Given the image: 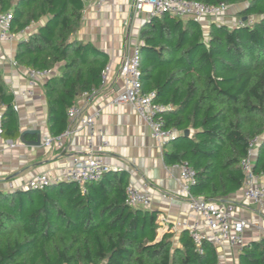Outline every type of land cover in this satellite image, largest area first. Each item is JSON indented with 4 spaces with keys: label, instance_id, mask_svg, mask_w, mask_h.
Segmentation results:
<instances>
[{
    "label": "trees",
    "instance_id": "16d2710c",
    "mask_svg": "<svg viewBox=\"0 0 264 264\" xmlns=\"http://www.w3.org/2000/svg\"><path fill=\"white\" fill-rule=\"evenodd\" d=\"M87 0H0L18 37L13 58L26 69H52L44 80L50 136L68 125L67 109L98 88L105 52L74 38ZM224 3L242 26L198 22L166 13L139 29L142 92L168 106L165 128L179 135L164 146L167 164L195 171L190 192L218 203L243 187L240 160L261 136L253 172L264 175V0H187ZM13 94L0 72L2 137H20ZM188 130V135L183 133ZM25 137V136H24ZM127 173L109 170L83 189L73 182L42 188L0 189V264H218L215 247L196 249L187 231L156 239L157 212L125 203ZM237 264H264V237L243 245Z\"/></svg>",
    "mask_w": 264,
    "mask_h": 264
},
{
    "label": "crops",
    "instance_id": "0c3cea01",
    "mask_svg": "<svg viewBox=\"0 0 264 264\" xmlns=\"http://www.w3.org/2000/svg\"><path fill=\"white\" fill-rule=\"evenodd\" d=\"M135 0H106L98 8L94 0H87L82 12L79 30L74 38L89 42L107 54V65L110 68L108 79L100 91L91 99L78 96L74 102L82 107L86 114L99 111L93 129L82 127L77 123H68L71 134L63 139L62 147L55 145L47 148L42 141L50 136L46 126V101L43 82L38 80L31 87L32 94H22L28 90L26 68L13 67L16 42L3 44L0 47L2 60L0 72L3 80L13 94V111L18 119L20 135L24 131H38L41 143L39 146L23 144L20 137L11 140L17 145L9 148L3 137L0 138V189L8 190L9 184L21 187L34 175L49 171L57 176L60 169L74 156L87 153L88 141L91 140L92 151L110 167V170H121L127 173L128 185L140 191H147L151 197L148 209L163 215L166 222L158 223L156 239L166 233H172L174 243L180 231L174 228L181 221L189 223L200 221V218L189 211L184 200L178 196L180 187L177 164L164 161L165 146H160L150 135V130L143 120L128 105H113L111 101L122 90L123 79L119 69L123 59L131 49L138 45L139 29L148 19L145 11L134 10ZM234 17L232 9L217 19L215 23L230 25ZM211 20L203 21L200 26L207 32ZM36 25L32 24L30 30ZM14 106L17 109H14ZM1 115V111H0ZM27 142L36 139L35 133H26ZM258 183L264 185V175ZM233 204L234 215L247 222L244 229V244L258 241L264 237V209L243 199L242 189L220 200V207ZM241 248V247H240ZM240 248L223 246L216 249L220 264H237L236 258Z\"/></svg>",
    "mask_w": 264,
    "mask_h": 264
},
{
    "label": "built area",
    "instance_id": "2783aa9c",
    "mask_svg": "<svg viewBox=\"0 0 264 264\" xmlns=\"http://www.w3.org/2000/svg\"><path fill=\"white\" fill-rule=\"evenodd\" d=\"M106 0H94L95 5L100 8ZM150 15L166 13L171 16L178 17L182 20L191 19L201 24L203 21H217L226 14L231 7L224 3L217 5H206L198 1L187 0H135L134 10L145 11ZM11 13H0V47L3 44L15 42L18 37L26 36L30 31V26L26 27L19 33H12ZM243 19L232 17L230 25L242 26ZM2 60L0 52V62ZM11 65L18 67L17 62L11 59ZM110 68L108 65L101 72V82L98 88L92 89L90 92L82 93L84 99H91L97 95L102 86L108 79ZM52 69H27L26 76L29 89L22 94H32L30 90L34 83L38 80L44 81L52 75ZM119 75L123 79L122 90L113 98V105H128L143 120L150 130V135L157 141L160 146H164L167 142L174 140L178 135V131L174 128H165L162 114L169 107L161 103L155 102L154 92H142L139 70V44L135 45L129 54L125 56L119 69ZM14 109H17L14 106ZM99 115V111L92 114H86L82 107L73 104L67 109L68 123H77L82 127L90 130L93 129L95 118ZM71 134L70 127L57 136L45 137L42 141L44 147L53 145L62 147L63 139ZM2 137V124L0 115V138ZM261 136H255L248 141L246 155L240 160V168L245 176L242 189V197L264 209V185L258 183L259 176L253 172V159L260 143ZM87 153L74 156L64 165L57 176H53L49 171L38 173L28 179L25 184L19 188L38 189L48 184L60 181L73 182L82 189L84 185L91 181H96L110 170L108 164L103 159L94 155L91 146V140L88 141ZM9 148L16 147L17 143L11 140L5 141ZM179 169L180 187L178 196L186 203L189 211L200 218V221L187 222L181 221L174 228L187 231L192 239L196 249L201 252L200 245L202 241H208L215 249H222L227 245L234 248H240L244 244V229L248 225L244 219L234 215L235 207L233 204H226L222 207L214 201H207L201 197H197L190 192L191 186L195 183V171L187 163L181 162L177 164ZM18 189L9 184L8 190ZM125 203L131 207L149 208L151 205V197L147 191H140L133 186L126 187ZM157 222L165 223L163 215L157 214ZM218 264H220L218 262Z\"/></svg>",
    "mask_w": 264,
    "mask_h": 264
},
{
    "label": "water",
    "instance_id": "95a60500",
    "mask_svg": "<svg viewBox=\"0 0 264 264\" xmlns=\"http://www.w3.org/2000/svg\"><path fill=\"white\" fill-rule=\"evenodd\" d=\"M243 20H245V18H243ZM26 133H35L36 134V139L34 141H30V142H27L25 139H24V135ZM189 131L188 130H185L183 135L186 136L188 135ZM20 141L23 143V144H32V145H35V146H39L40 143H41V138H40V135H39V132L38 131H33V132H30V131H24L21 133L20 135Z\"/></svg>",
    "mask_w": 264,
    "mask_h": 264
},
{
    "label": "rangeland",
    "instance_id": "374dc122",
    "mask_svg": "<svg viewBox=\"0 0 264 264\" xmlns=\"http://www.w3.org/2000/svg\"><path fill=\"white\" fill-rule=\"evenodd\" d=\"M232 11H233V9H232Z\"/></svg>",
    "mask_w": 264,
    "mask_h": 264
}]
</instances>
